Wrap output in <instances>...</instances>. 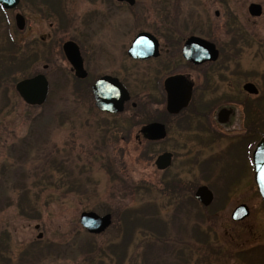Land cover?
<instances>
[{
    "label": "rangeland",
    "instance_id": "rangeland-1",
    "mask_svg": "<svg viewBox=\"0 0 264 264\" xmlns=\"http://www.w3.org/2000/svg\"><path fill=\"white\" fill-rule=\"evenodd\" d=\"M214 1L202 0L207 10L203 14L218 25L223 50L228 48L225 31L232 23L243 26L247 22L264 38L260 32L264 30V0ZM249 4L261 5L262 17L250 18ZM85 7L83 0L76 2L77 21ZM21 10L28 19V43L56 22L52 16L42 19L32 5ZM215 10L218 17H214ZM8 17L0 11V54L9 59L5 51L9 27L26 52L20 49L14 62L7 63L0 87V264H264V254H239L264 243V208L256 191H229L223 214L218 220L204 221L199 216L204 210L190 196L191 186L205 181L197 169L183 162L181 155L186 154L185 149H177L179 142L149 148L146 143L127 141V117L98 113L85 93L74 88L60 43L56 42L50 57L34 60L35 48L24 45L13 27V15ZM65 38L58 35V41ZM236 45L243 47V37ZM253 52L250 47L240 49L238 76L219 83V88L229 84L232 98L245 81L241 73L247 68L256 73L264 69V59ZM43 65L48 69L43 71ZM41 73L50 86L46 101L28 105L15 85ZM262 75L264 79V70ZM248 80L259 89L264 85L262 77L253 75ZM166 148L181 156L171 175L181 180L185 190H166L163 183L168 175L155 169V154ZM199 153V161L210 154L203 149ZM215 175L208 179L212 184ZM243 198L249 200L250 215L240 223L232 222L230 212ZM216 210L214 205L205 211ZM89 211L111 215L103 233L90 234L80 225V214ZM126 211H136L142 219H157L165 230L151 232L138 225L129 232L122 223Z\"/></svg>",
    "mask_w": 264,
    "mask_h": 264
},
{
    "label": "flooded vegetation",
    "instance_id": "flooded-vegetation-1",
    "mask_svg": "<svg viewBox=\"0 0 264 264\" xmlns=\"http://www.w3.org/2000/svg\"><path fill=\"white\" fill-rule=\"evenodd\" d=\"M77 1L19 0L15 8L5 10L0 6V10L7 18L13 15V27L21 34L24 45L28 43L29 24L26 13L21 10L23 6H34L42 19L52 16L56 20L49 23L47 33L40 32L37 40L28 43L35 48L34 60L50 57L54 45L59 42L74 88L85 93L98 113L127 117L125 121L130 131L135 129L134 134L129 131L127 141L146 143L149 148L174 140L179 142L177 149H185V156L179 154L183 162L197 169L200 180L205 181L193 184L190 196L191 201L204 210V215L199 214L205 217L204 221L218 220L229 191L254 190L260 196L254 181L252 153L264 138V85L261 83L259 89L248 79L255 75L264 81V69L256 73L247 68L240 74L245 81L236 98L230 96L229 84L219 88V83L235 74L238 76V56L243 47L244 50L252 48L255 57L264 59V38L247 22L243 26L232 23L224 30L228 48L223 50L218 25L204 16L207 10L202 0H83L86 7L78 21L74 11ZM249 6L250 18L262 17L261 5L259 16H252ZM16 14L25 21L22 30L15 27ZM233 15L231 12L229 17ZM218 16L219 11L215 10L214 17ZM59 34L66 38L58 41ZM242 37L243 47L236 45ZM66 44L70 58L65 52ZM24 47L21 45L22 52H26ZM74 61L81 63L83 77L77 75ZM42 69L45 71L48 66L43 65ZM99 82L101 92L110 102L124 100L120 112L101 110L95 105L93 89ZM246 84L254 87L245 88ZM154 123L164 126L163 138H151L144 131ZM202 149L210 154L199 161ZM164 154L169 157L168 163L166 168L159 169L155 162ZM181 156L171 148L155 154L156 171L168 175L163 183L168 191L185 190L181 180L171 175ZM213 174H216L214 184L208 180ZM201 188L211 193L208 205L195 197ZM214 205L216 211H205ZM245 208L247 216L234 218L236 212H244ZM249 215V200L243 198L236 202L230 219L240 223ZM263 248L264 243L239 254L245 257L253 253L261 255L264 252L259 250Z\"/></svg>",
    "mask_w": 264,
    "mask_h": 264
},
{
    "label": "water",
    "instance_id": "water-1",
    "mask_svg": "<svg viewBox=\"0 0 264 264\" xmlns=\"http://www.w3.org/2000/svg\"><path fill=\"white\" fill-rule=\"evenodd\" d=\"M19 0H0V6L5 10H10L18 5ZM249 12L252 16H259L260 6L257 4H251L249 6ZM25 21L19 14L15 16V26L17 30L24 28ZM67 44L64 46L65 52L68 57ZM80 60V59H79ZM74 65L77 75L83 77L80 73L81 63L74 61ZM100 82L97 83L93 89L95 105L101 109L109 112H120L122 103L124 100H119L117 103L110 102L107 97L101 92ZM253 84H246L245 88H253ZM15 91L22 99V101L28 105H41L46 101L48 95V82L43 74L35 75L31 78L21 80L15 85ZM127 99V95L125 96ZM114 103V104H113ZM112 104V105H111ZM151 138L160 139L165 136L164 126L158 123L147 126L144 130ZM168 155L164 154L156 159V166L159 169L166 168L168 163ZM252 160L254 165V181L258 187L262 204L264 208V138L256 145L252 153ZM195 197L201 201L204 205H208L211 202L212 196L210 191L206 188H201L196 192ZM248 215V209L245 208L244 212H236L234 218H243ZM80 225L90 234L103 233L111 224V215L104 214L98 215L95 212H82L79 217ZM40 237V235H39Z\"/></svg>",
    "mask_w": 264,
    "mask_h": 264
},
{
    "label": "trees",
    "instance_id": "trees-1",
    "mask_svg": "<svg viewBox=\"0 0 264 264\" xmlns=\"http://www.w3.org/2000/svg\"><path fill=\"white\" fill-rule=\"evenodd\" d=\"M1 11V10H0ZM1 14H4L1 11ZM3 18V17H2ZM6 41H7V50H5L7 52V54L9 55V59H6L5 57H3L4 54H0V87L1 85H3L4 82V78H5V73H6V65L8 62H14L12 61L14 59V56L17 55L20 52V44L19 42L16 41V39L13 37L10 27L9 29L7 28V35H6ZM3 51V50H1ZM5 56V55H4ZM17 61V60H16ZM15 61V62H16ZM125 217L122 218L123 221L122 223L125 224V226L127 227V230L129 229V232L134 228L139 226H142L144 229L150 231H155V232H163L164 229V224L163 223H157V219L151 218L149 217L148 219H142L138 216L137 212L133 211V212H129L124 213ZM139 218V219H138ZM150 222L152 223V225H150ZM141 224V225H140ZM124 231L126 232V230L124 229ZM113 252L116 253V251L113 249Z\"/></svg>",
    "mask_w": 264,
    "mask_h": 264
}]
</instances>
